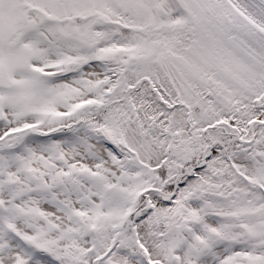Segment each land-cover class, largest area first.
<instances>
[{
  "label": "snow or ice",
  "instance_id": "obj_1",
  "mask_svg": "<svg viewBox=\"0 0 264 264\" xmlns=\"http://www.w3.org/2000/svg\"><path fill=\"white\" fill-rule=\"evenodd\" d=\"M0 264H264V0H0Z\"/></svg>",
  "mask_w": 264,
  "mask_h": 264
}]
</instances>
